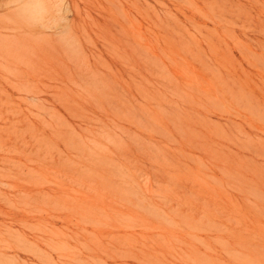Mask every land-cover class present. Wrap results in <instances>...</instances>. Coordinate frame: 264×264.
Returning <instances> with one entry per match:
<instances>
[{
	"label": "rangeland",
	"instance_id": "374dc122",
	"mask_svg": "<svg viewBox=\"0 0 264 264\" xmlns=\"http://www.w3.org/2000/svg\"><path fill=\"white\" fill-rule=\"evenodd\" d=\"M0 264H264V0H0Z\"/></svg>",
	"mask_w": 264,
	"mask_h": 264
},
{
	"label": "bare ground",
	"instance_id": "6f19581e",
	"mask_svg": "<svg viewBox=\"0 0 264 264\" xmlns=\"http://www.w3.org/2000/svg\"><path fill=\"white\" fill-rule=\"evenodd\" d=\"M36 1H38V0H36ZM41 2V1H40Z\"/></svg>",
	"mask_w": 264,
	"mask_h": 264
}]
</instances>
